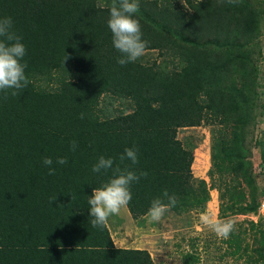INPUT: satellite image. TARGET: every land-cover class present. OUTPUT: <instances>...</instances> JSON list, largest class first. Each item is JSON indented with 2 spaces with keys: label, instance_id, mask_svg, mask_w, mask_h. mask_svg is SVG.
<instances>
[{
  "label": "trees",
  "instance_id": "trees-1",
  "mask_svg": "<svg viewBox=\"0 0 264 264\" xmlns=\"http://www.w3.org/2000/svg\"><path fill=\"white\" fill-rule=\"evenodd\" d=\"M112 2L0 0V18H12L26 47L29 81L15 96L0 91V264H156L146 250L116 248L107 226L91 225L88 197L112 176L92 171L100 156L148 173L130 185L127 207L135 220L165 189L177 197L174 213L204 211L212 190L220 194L221 217L258 213L263 192L254 153L264 175L258 1L136 0L145 52L164 60L140 57L123 66L107 26ZM105 98L120 106L110 108ZM203 125L211 135L209 183L193 173L198 141L179 137ZM125 148L138 149V164L120 162ZM249 225L256 261L264 264V230ZM233 233L229 245L241 251L247 229Z\"/></svg>",
  "mask_w": 264,
  "mask_h": 264
},
{
  "label": "clouds",
  "instance_id": "clouds-1",
  "mask_svg": "<svg viewBox=\"0 0 264 264\" xmlns=\"http://www.w3.org/2000/svg\"><path fill=\"white\" fill-rule=\"evenodd\" d=\"M238 2L239 0H227V3L232 5ZM137 11L136 0H119V2L113 0L110 6L107 26L112 33L114 48L121 53V57L117 60L121 66L136 62L144 55L147 47V41L142 39L141 24L135 18ZM21 41L22 37L13 29L12 18H0V91L7 93L8 90H13L11 92L13 96L17 95L18 90L26 87L29 82L25 73L27 65L22 63L26 55V47ZM80 118H84L83 113ZM76 147L77 142L73 140L70 150L75 151ZM119 160L121 163L128 160L132 165L138 164V149L125 148ZM55 162L65 165L68 161L66 157H57ZM42 163L48 167L50 176L55 175L56 169L52 167L53 159L51 157L45 156ZM114 163L113 158L100 156L92 166L94 173L108 172L109 170L112 172L109 180L100 187H95L92 195L88 197L90 223L93 227H106L110 217L119 215L132 199L130 185L133 182L138 183L141 177L148 176L147 172L137 174L127 168L121 169L119 165L114 166ZM162 195L167 199V203L163 198L157 197L152 200L146 213L153 222H159L164 214L177 204V197L169 195L166 189ZM199 219L201 224L211 228L217 237L222 239H227L230 236L236 224L233 217L218 219L213 212L202 213Z\"/></svg>",
  "mask_w": 264,
  "mask_h": 264
},
{
  "label": "rangeland",
  "instance_id": "rangeland-1",
  "mask_svg": "<svg viewBox=\"0 0 264 264\" xmlns=\"http://www.w3.org/2000/svg\"><path fill=\"white\" fill-rule=\"evenodd\" d=\"M257 1L260 13H264V0ZM261 25L263 29L262 46L264 48V19L261 21ZM142 59L143 62L148 63L164 60L163 57L158 55L157 51L145 52ZM260 60L261 64H264V51L263 58L261 56ZM105 102L108 106L111 104L110 108L120 106L119 101L111 98H105ZM185 136H192L198 141L192 167L195 178L207 180L209 183V171L212 168L210 127L203 125L198 128L180 131L179 137L183 139ZM253 160L259 190L263 192L259 199L261 204L258 213L247 216L228 215L227 217H221L220 194L217 190H212L211 198L204 211L179 214L169 209L159 222H153L149 217L144 216L138 220L133 219V226H125L126 230L122 229L123 231L119 229L121 223L118 222L117 226L115 225L119 232L118 236H121L123 241L125 239L130 240L133 246L139 248L136 250H148L156 264H193L194 262H197L196 264H262L256 261L258 256L253 251V237L256 230L251 229L249 222H257L256 226L264 230V210H262L264 209V175H260L262 168L260 155L254 153ZM205 212L215 213L218 219L233 217L236 221L233 230L235 233L247 229V234L240 238L241 241H244L241 251L236 252L235 246L231 247L229 245L232 241L230 238L232 237L231 234H234L233 232L227 239H222L217 237L211 228L201 224L199 218ZM123 223H127V221L125 220ZM110 227H113V225ZM126 231L127 233H125Z\"/></svg>",
  "mask_w": 264,
  "mask_h": 264
},
{
  "label": "crops",
  "instance_id": "crops-1",
  "mask_svg": "<svg viewBox=\"0 0 264 264\" xmlns=\"http://www.w3.org/2000/svg\"><path fill=\"white\" fill-rule=\"evenodd\" d=\"M262 210H264V209H262ZM129 212L130 211H129V209L127 207L123 208L119 215L112 216V217L109 218V222H108L107 226H108V228L110 230V233L112 235V238H113V241H114V244H115L116 248L136 250V249H139V248L133 246V243L130 242V240L125 239V241H123V239H121V236H118L119 232L117 231V227H116L117 226L116 224L118 222L121 223V226H120L121 228L119 227L120 230H122V229L126 230L125 226H128V225H130V227L133 226L132 223L134 222V220H133L134 218L131 215V213H129ZM125 220L127 221V223H123V222H125ZM255 223H257V222H255ZM111 225H113V227H110ZM125 233H127V231ZM117 240H118V242H117Z\"/></svg>",
  "mask_w": 264,
  "mask_h": 264
}]
</instances>
